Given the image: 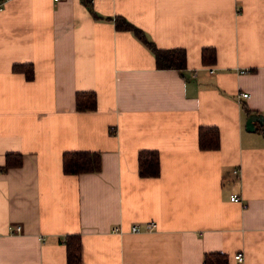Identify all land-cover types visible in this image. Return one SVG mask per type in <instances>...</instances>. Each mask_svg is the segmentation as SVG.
Instances as JSON below:
<instances>
[{
	"label": "crops",
	"instance_id": "obj_1",
	"mask_svg": "<svg viewBox=\"0 0 264 264\" xmlns=\"http://www.w3.org/2000/svg\"><path fill=\"white\" fill-rule=\"evenodd\" d=\"M119 16L159 48H184L185 68H158ZM15 63L31 64L32 78ZM78 91L95 93L94 110L76 108ZM249 113L263 117L253 131ZM204 125L218 128L217 148L199 147ZM259 126L264 0H7L0 166L7 153L22 159L0 171V264H66L69 234L82 264H202L208 252L264 264ZM142 149L158 152L156 176L139 174ZM67 151L99 152V171L65 173Z\"/></svg>",
	"mask_w": 264,
	"mask_h": 264
},
{
	"label": "trees",
	"instance_id": "obj_2",
	"mask_svg": "<svg viewBox=\"0 0 264 264\" xmlns=\"http://www.w3.org/2000/svg\"><path fill=\"white\" fill-rule=\"evenodd\" d=\"M85 4L90 5L88 3ZM115 25L119 29L132 30L152 51L155 65L158 68H175L178 70L185 68L186 52L184 48L157 47L145 37L140 29L121 16L116 18ZM214 56V48H202V62H210L214 59ZM12 68L15 71L24 72L27 79L33 76L31 64L15 63ZM75 106L80 111L94 110L96 108L95 93L93 91L76 92ZM258 130L264 135V126H259ZM198 144L201 149L217 148L219 146L218 128L216 126H199ZM21 159L22 157L19 153H7L4 164L0 166V171L11 166H19ZM62 169L65 173L71 174L99 171L100 153L97 151L64 152L62 156ZM138 171L141 176H156L159 173V157L156 150L142 149L138 152ZM64 244L66 246V264H82L80 236L78 234H69L65 236ZM202 264H228V256L223 252H208L204 254Z\"/></svg>",
	"mask_w": 264,
	"mask_h": 264
},
{
	"label": "built area",
	"instance_id": "obj_3",
	"mask_svg": "<svg viewBox=\"0 0 264 264\" xmlns=\"http://www.w3.org/2000/svg\"><path fill=\"white\" fill-rule=\"evenodd\" d=\"M7 0H0V10L4 7V4ZM53 1H59V0H53ZM94 0H84L85 3H88V4H91ZM210 72H212V69H209ZM247 92H241L239 93V96H242V97H246L247 96ZM230 199L233 200V201H239V195L238 193L234 192L230 195ZM155 227V223L153 221H149L146 223L145 225V229L147 230H151ZM16 228L19 230L20 229V226L17 225ZM114 231H117L118 230V227L117 226H114L112 228ZM130 230L131 231H139L140 230V227L137 223H133L131 224L130 226ZM234 258L237 260V261H241L243 259V253L241 251H238L234 254Z\"/></svg>",
	"mask_w": 264,
	"mask_h": 264
},
{
	"label": "water",
	"instance_id": "obj_4",
	"mask_svg": "<svg viewBox=\"0 0 264 264\" xmlns=\"http://www.w3.org/2000/svg\"><path fill=\"white\" fill-rule=\"evenodd\" d=\"M256 121L262 123L263 122L262 115L259 113H249L245 120V129L249 131H253L255 129L254 123Z\"/></svg>",
	"mask_w": 264,
	"mask_h": 264
},
{
	"label": "rangeland",
	"instance_id": "obj_5",
	"mask_svg": "<svg viewBox=\"0 0 264 264\" xmlns=\"http://www.w3.org/2000/svg\"><path fill=\"white\" fill-rule=\"evenodd\" d=\"M236 253V252H235Z\"/></svg>",
	"mask_w": 264,
	"mask_h": 264
}]
</instances>
